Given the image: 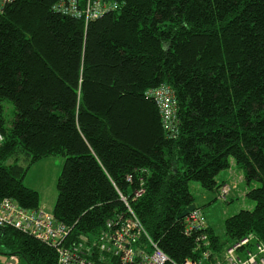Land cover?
<instances>
[{"label": "trees", "instance_id": "16d2710c", "mask_svg": "<svg viewBox=\"0 0 264 264\" xmlns=\"http://www.w3.org/2000/svg\"><path fill=\"white\" fill-rule=\"evenodd\" d=\"M58 1L0 0V199L42 208L27 170L61 155L52 212L72 227L70 244L126 213L121 194L176 262L196 257L200 234L215 250L251 232L264 241V0H90L112 6L96 18L64 14ZM162 85L176 137L154 94ZM232 159L254 208L228 217L221 237L196 206L208 226L187 234L191 182L221 199ZM0 254L58 262L56 247L12 227L0 226Z\"/></svg>", "mask_w": 264, "mask_h": 264}, {"label": "built area", "instance_id": "2783aa9c", "mask_svg": "<svg viewBox=\"0 0 264 264\" xmlns=\"http://www.w3.org/2000/svg\"><path fill=\"white\" fill-rule=\"evenodd\" d=\"M55 9L76 17L96 18L102 10L99 3L88 0L87 7H80L79 0H59ZM103 11V12H102ZM165 130L172 137L178 134L177 110L173 90L162 85L155 91ZM4 138L0 129V141ZM219 197L227 199L233 193L232 186L223 183ZM121 192V191H119ZM144 193V188L135 192V198ZM128 208L126 213H117L110 218L97 237L92 240L79 235L70 244L72 227L59 221L53 212L43 208H26L13 198L0 199V226L12 227L41 242L56 247L57 264H264V241L251 232L228 243L222 250H215L210 238L200 234L196 238V257H188L181 262L172 260L144 228L142 221L130 206L129 198L121 194ZM186 233L195 228L208 226L200 209L190 211L185 219ZM147 241V248L138 242ZM18 256L0 254V264H17Z\"/></svg>", "mask_w": 264, "mask_h": 264}, {"label": "rangeland", "instance_id": "374dc122", "mask_svg": "<svg viewBox=\"0 0 264 264\" xmlns=\"http://www.w3.org/2000/svg\"><path fill=\"white\" fill-rule=\"evenodd\" d=\"M9 108L13 103L6 102ZM65 157L61 155L50 156L31 165L27 170L24 183L40 193V206L52 212L58 197L57 183L65 164ZM233 166L220 173V177L229 178L224 180L232 186L233 193L227 201L217 199L215 191L204 189L200 183L191 182V191L195 196V203L202 207L207 214V219L214 231L221 237L225 236V221L228 217L239 212L242 209H252L255 201L251 199L247 192L249 186L245 180L244 170L240 168L236 161L232 159ZM23 165L27 164L23 161ZM19 263L27 264L26 261L18 255Z\"/></svg>", "mask_w": 264, "mask_h": 264}, {"label": "water", "instance_id": "95a60500", "mask_svg": "<svg viewBox=\"0 0 264 264\" xmlns=\"http://www.w3.org/2000/svg\"><path fill=\"white\" fill-rule=\"evenodd\" d=\"M196 206V204H192L191 206H189V208L180 215V218L185 217L191 210L195 209Z\"/></svg>", "mask_w": 264, "mask_h": 264}, {"label": "crops", "instance_id": "0c3cea01", "mask_svg": "<svg viewBox=\"0 0 264 264\" xmlns=\"http://www.w3.org/2000/svg\"><path fill=\"white\" fill-rule=\"evenodd\" d=\"M232 166H233V164H232ZM231 176L229 175V178H230ZM228 178V179H229ZM221 179H223V180H228L227 178H224V177H221ZM19 258V257H18Z\"/></svg>", "mask_w": 264, "mask_h": 264}]
</instances>
